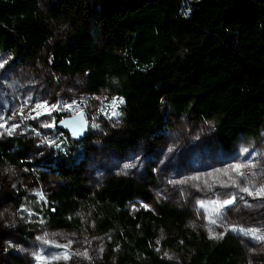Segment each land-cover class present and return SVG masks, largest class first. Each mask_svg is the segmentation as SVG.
I'll use <instances>...</instances> for the list:
<instances>
[{
    "label": "trees",
    "instance_id": "1",
    "mask_svg": "<svg viewBox=\"0 0 264 264\" xmlns=\"http://www.w3.org/2000/svg\"><path fill=\"white\" fill-rule=\"evenodd\" d=\"M66 7L82 23L53 47L49 67L84 74L87 95H118L130 139L157 134L168 114L210 123L224 150L241 137L260 139L264 0H59L53 11ZM50 27L39 0H0V53L15 63L38 59ZM62 117L56 114L55 125ZM89 139L77 143L61 132L53 167L66 182L45 203L30 204L44 225L100 237L103 264H248L231 234L208 238L175 203L131 214L138 189L149 197L146 185L111 178L92 190L79 170ZM29 147L22 138H0V167L43 182L45 174L24 159Z\"/></svg>",
    "mask_w": 264,
    "mask_h": 264
},
{
    "label": "rangeland",
    "instance_id": "2",
    "mask_svg": "<svg viewBox=\"0 0 264 264\" xmlns=\"http://www.w3.org/2000/svg\"><path fill=\"white\" fill-rule=\"evenodd\" d=\"M58 2L39 0L40 10L50 19L51 37L37 60L15 63L8 53H0V63L7 61L0 69V116L8 121V127L20 125L12 135L0 129L4 133L0 138L27 140L30 147L24 159L33 165V170L46 177L41 182L28 170L0 167V264H41L37 255L50 257L64 252L71 256L69 260L60 259L50 264H103L100 237L48 227L30 206L45 203L49 191L66 182L57 177L53 167L54 148L60 142L61 132L44 124L51 123L56 114L65 117L78 112L83 113L90 136L88 149L79 164L80 176L92 190L111 178L132 179L137 188L146 185L149 197L144 198L138 189L137 197L127 206L131 214L140 209L157 213L161 203H175L187 210L192 226L205 229L208 238L215 233L219 237L215 239H220L229 233L242 247L248 264H264V240L256 239L248 231L255 230V236H264V199L240 191L248 187L254 192L264 185V128L259 140L241 137L230 150H224L216 142L210 123L186 115L168 114L166 126L157 134L130 139L123 103L116 108L120 115L111 116L113 99L122 100L118 95L111 90L98 96L87 95L84 74L56 73L49 67L53 47L82 23V18L76 17L68 7L64 11H53ZM29 97L31 100L25 106ZM44 102L49 106L59 104L62 110L52 112L51 116L24 118L29 113L35 115L31 111L34 105ZM66 105H73V109L67 110ZM22 107L24 116L19 115ZM13 113H16L15 118L8 119ZM169 148L173 150L169 152ZM236 163L254 167L243 168L245 176L240 177L230 170ZM126 164L135 166L125 169ZM225 169L236 181L235 186L223 174ZM19 194H23L22 200ZM232 195L236 196L235 203L220 218L212 212L210 204L207 209L199 207L200 201H222ZM209 216L217 219L216 225L210 224ZM33 222L41 226L38 231L30 225ZM44 240L61 245L71 241V246L57 248ZM85 251L87 257L79 255Z\"/></svg>",
    "mask_w": 264,
    "mask_h": 264
},
{
    "label": "snow or ice",
    "instance_id": "3",
    "mask_svg": "<svg viewBox=\"0 0 264 264\" xmlns=\"http://www.w3.org/2000/svg\"><path fill=\"white\" fill-rule=\"evenodd\" d=\"M7 63V61H4L2 63H0V69L4 68L5 64ZM31 100V97L28 98V100L25 101V106L27 105V103ZM123 103V100H115L113 99L110 107L112 109L111 111V116H119L120 113L118 111H116V108L119 106V104ZM75 107L79 108V105H75ZM65 108L69 111H71L73 109V105H66ZM38 109H44L45 111H38ZM62 110L61 106L59 104H54L49 106L47 104V102L44 103H36L34 105V107L32 108V112L35 113V115H32L31 113H29L27 116H24V112H23V107L21 108L19 115L24 116L25 119H36L41 115H49L51 116L52 112L54 111H59ZM16 113H13V116L9 117L8 119H14L15 118ZM78 116H82L83 113L82 112H78L77 113ZM0 120H3L2 123H0V129H5L8 135H12L15 130L20 126L19 124H13L10 127L7 126L8 121L4 120L2 116H0ZM61 123H64V121L62 120ZM95 126V125H93ZM44 127H55V118H53L51 123H46L44 124ZM3 132H0V135H3ZM173 149L169 148V152H171ZM246 151V150H245ZM134 164H126L124 167L125 169L127 168H131L134 167ZM245 167H254V165H248V164H241V163H236L234 165L231 166V172L236 173L237 176L240 177H244L245 173L242 171L243 168ZM223 174L225 176H228L230 180H232V186H235L236 181L233 179V177L229 174V170L225 169ZM196 179H199V177H197ZM222 186H229V185H222ZM240 191L247 193L249 196H253L254 198H262L264 199V185H262L261 187H259L258 189H256L254 192L251 191L248 187H243L240 189ZM41 199H43V196H41ZM242 199V197H241ZM236 201V196L232 195L231 198L229 199H225V200H212L210 202H205V201H200L199 202V207L202 209H207L209 207V204L212 206V212L216 215L217 218L222 217L224 211L230 206L233 205ZM147 207V206H145ZM209 222L212 225H216L217 224V219H213L211 216H209ZM211 231V230H210ZM240 231H244L243 229H241ZM256 239L258 240H264V236H255V230H248ZM222 235V234H220ZM210 238H219L217 236V234L213 233ZM37 239H41L40 237H38ZM44 243H51L54 247L57 248H64L67 249L71 246V241H69L68 244L66 245H61V244H57L55 242H50L48 240H44ZM79 255L85 256L87 257V251L83 252V253H79ZM71 258V256L67 253H58L55 255H52L50 257H45V256H40L37 255L36 259L37 261L41 262V264H50L51 261H58L60 259L63 260H69Z\"/></svg>",
    "mask_w": 264,
    "mask_h": 264
},
{
    "label": "water",
    "instance_id": "4",
    "mask_svg": "<svg viewBox=\"0 0 264 264\" xmlns=\"http://www.w3.org/2000/svg\"><path fill=\"white\" fill-rule=\"evenodd\" d=\"M64 123H61V121ZM56 129L60 132L66 133L71 141L82 142L88 136V123L84 118V115L78 116H65L62 117L55 125Z\"/></svg>",
    "mask_w": 264,
    "mask_h": 264
}]
</instances>
